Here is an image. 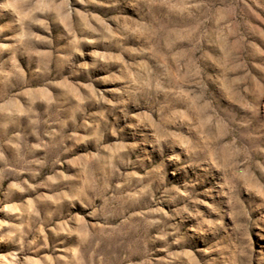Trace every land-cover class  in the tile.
I'll list each match as a JSON object with an SVG mask.
<instances>
[{
    "label": "rangeland",
    "instance_id": "rangeland-1",
    "mask_svg": "<svg viewBox=\"0 0 264 264\" xmlns=\"http://www.w3.org/2000/svg\"><path fill=\"white\" fill-rule=\"evenodd\" d=\"M0 264H264V0H0Z\"/></svg>",
    "mask_w": 264,
    "mask_h": 264
}]
</instances>
